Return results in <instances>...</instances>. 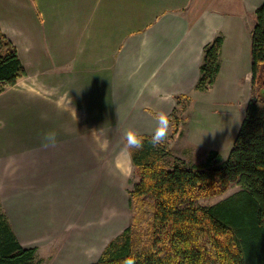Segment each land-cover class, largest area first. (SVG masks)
Instances as JSON below:
<instances>
[{
	"label": "crops",
	"instance_id": "crops-1",
	"mask_svg": "<svg viewBox=\"0 0 264 264\" xmlns=\"http://www.w3.org/2000/svg\"><path fill=\"white\" fill-rule=\"evenodd\" d=\"M262 2L0 0V31L26 74L0 93V203L21 247L37 253L73 223L75 246L56 264L94 263L82 241L97 248L112 233L94 205L108 182L103 152H118L125 129L151 135L150 113L183 111L200 93L203 48L220 34L222 55L234 15ZM48 129L54 147L42 146Z\"/></svg>",
	"mask_w": 264,
	"mask_h": 264
},
{
	"label": "trees",
	"instance_id": "trees-1",
	"mask_svg": "<svg viewBox=\"0 0 264 264\" xmlns=\"http://www.w3.org/2000/svg\"><path fill=\"white\" fill-rule=\"evenodd\" d=\"M222 44L218 34L203 48L195 91L213 86ZM249 74L250 97L225 161L210 151L200 164L168 168L166 145L153 147L151 135H142L141 150L127 151L138 179L128 192L130 226L92 264H120L130 255L136 264H264V2L254 10ZM25 75L0 31V93ZM231 184L240 187L233 195L196 205ZM36 251L19 245L0 203V264H40Z\"/></svg>",
	"mask_w": 264,
	"mask_h": 264
},
{
	"label": "rangeland",
	"instance_id": "rangeland-1",
	"mask_svg": "<svg viewBox=\"0 0 264 264\" xmlns=\"http://www.w3.org/2000/svg\"><path fill=\"white\" fill-rule=\"evenodd\" d=\"M225 1L229 4L231 2ZM234 16L237 17L235 22L239 23L232 25V31L226 39L225 49L219 57L220 72L213 86L209 91L195 95L192 101L183 103L181 105L183 111L171 116V128L164 143L169 153L164 159V164L168 168L174 165L189 167L200 164L210 151H216L222 161L229 155L250 97V33L254 25V11ZM107 139L104 138L103 142L105 148L108 145L111 147ZM117 139L118 152L109 153L106 152L107 149L103 152L104 164L111 163L104 168L108 182L103 186L102 192L98 193L103 194V204L98 201L94 204L95 208L103 207V228L110 224L108 228L112 229V233L97 248H88L90 243L87 240L81 243L85 248V256L95 253L94 262L105 246L130 226L132 211L128 192L138 179L122 137L119 136ZM239 189L238 185L231 184L223 194L199 200L196 205L200 207L213 205ZM107 204L111 208L108 213H106L108 208H104L108 206ZM107 215L110 217L107 218ZM86 223L88 225L89 221ZM74 227L73 223L65 225L52 239L56 242L36 253L40 264H56L70 246H75L72 242Z\"/></svg>",
	"mask_w": 264,
	"mask_h": 264
},
{
	"label": "clouds",
	"instance_id": "clouds-1",
	"mask_svg": "<svg viewBox=\"0 0 264 264\" xmlns=\"http://www.w3.org/2000/svg\"><path fill=\"white\" fill-rule=\"evenodd\" d=\"M155 125L152 129L150 136V143L153 147L163 145L169 135L171 128V121L166 112L157 111L152 113ZM41 143L44 147H54L57 142V133L53 129H48L40 134ZM125 150L131 152L132 150H141L144 146L145 137L137 134V132L131 128L125 129L122 134ZM120 264H136V258L134 255L125 257Z\"/></svg>",
	"mask_w": 264,
	"mask_h": 264
}]
</instances>
